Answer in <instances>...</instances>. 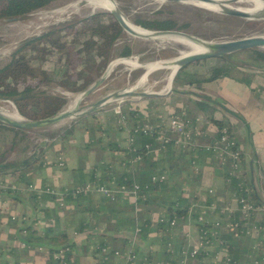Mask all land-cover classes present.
Returning <instances> with one entry per match:
<instances>
[{
  "label": "crops",
  "instance_id": "1",
  "mask_svg": "<svg viewBox=\"0 0 264 264\" xmlns=\"http://www.w3.org/2000/svg\"><path fill=\"white\" fill-rule=\"evenodd\" d=\"M206 63L209 60L183 67L169 95L132 93L92 108L102 99L98 98L86 106L68 131L57 136L37 133L40 137L35 148L21 144L34 134L32 130L19 134L0 127V264H49V251L65 244L71 246L69 264H102L95 252L101 245L111 251H133L138 256L133 264H143L144 256L181 264L179 252L197 244L198 216H203L208 226L228 217L236 220L232 190L225 180L227 169L218 166L208 153L200 148H177L172 141L162 147L155 140L146 143L151 145L150 151L136 153V148H142L139 137L129 142L130 130L140 121L164 130L162 120L182 108L190 116L202 114L226 122L242 154L244 179L260 199L259 213L251 223L262 227L250 234L218 229L211 243L186 264H264L256 257H264V65L252 74L233 68L215 77L214 67L208 69ZM112 93L116 94H108ZM197 95L212 101L200 100ZM119 101L121 112L128 116L125 122L116 113ZM201 101L207 111L213 103L215 109L203 112L198 107ZM128 108L135 109L139 118H132ZM215 127L207 120L200 145L215 135ZM165 135L173 139L169 132ZM154 175H164L166 181L151 184L137 198L124 194L109 201L93 192L75 200L36 192L49 187L66 194L93 179L106 183L108 178H122L141 185ZM226 208L233 209L231 216L223 213ZM176 211L181 214L172 217L176 223L170 226L166 222ZM161 218L165 220L162 225ZM47 230L51 238L46 242L28 243V233L42 238ZM24 243L28 248L21 247ZM118 263L124 262L112 257L107 264Z\"/></svg>",
  "mask_w": 264,
  "mask_h": 264
},
{
  "label": "rangeland",
  "instance_id": "2",
  "mask_svg": "<svg viewBox=\"0 0 264 264\" xmlns=\"http://www.w3.org/2000/svg\"><path fill=\"white\" fill-rule=\"evenodd\" d=\"M114 2L125 21L133 25H136V21L141 20L149 23L169 21L174 24V29L172 31L181 32L195 39L214 43L235 41L249 37H264V20L248 21L226 16L220 13L203 10L185 1H166L164 3H158L154 0H114ZM241 6L247 7L248 5L245 4ZM233 7L235 8V6H232V8ZM96 13L110 14L94 7L91 8L87 4V0H54L46 7L21 17L12 19L0 18V69L10 63L15 52L25 45L26 42L37 37H42L40 41L32 43L27 46L26 49L23 48L21 54H26L27 58L34 59L36 62L35 64L50 76L51 81L43 83L40 86H38L37 80L31 82L47 95H59L65 98L66 104L61 112L70 110L68 107L73 104L75 98L81 93H71L63 90L57 85L60 76L65 71L63 67L66 63V59H64L65 57H63V55L66 51L59 52L54 50L50 45L51 43L48 42L49 39H47V37L43 39V37L54 34L57 29L65 25H71ZM62 35L66 38L64 40L69 42L74 33L69 30L61 33L59 32V34H54L50 39L56 40ZM148 39V37H132L122 32L108 54L106 68L112 61L127 58L135 59L138 62V66H136V68H130L124 65L114 67L107 75L102 85L94 93L82 100V102L80 101V104L78 103L75 116L73 115V117L66 118L53 125L32 129L34 134L30 135V139L24 138L21 144H26L27 149L29 147L35 148L39 144L38 139L40 137L37 133L50 132V134L57 136L59 132L63 133L64 131H68L67 129L70 124L79 117V114L87 108L86 106L90 105L98 98L109 95L108 93L110 92L119 93L125 90H132L131 88H133V95L137 94V96L141 94L161 93L163 95H169L174 92L173 90L176 86L173 84V81L175 77L173 78L170 90H166L169 71H165V69L152 71L146 83L137 86L144 72V67L147 64L176 59L179 57V53L185 50L183 45L171 39ZM92 40L97 42L96 38ZM127 49L130 55L122 57L124 53H127ZM257 50L264 52V49L261 48ZM89 53L90 55L81 59L80 65L82 67H84L87 63L86 61L89 59H93L96 64H99L101 61L95 48ZM234 59L239 63L243 60V55H237ZM210 60L211 59H209V63H206L208 69L214 67ZM139 65L141 67H139ZM262 65H264L263 61H260V63L251 61L247 66L251 72L247 73L252 74V72L259 71ZM181 72L182 70L179 74H181ZM135 86L137 87L134 89ZM69 101L71 103H69ZM76 103L77 101H75V105ZM0 110L4 113L5 110L10 113L13 110L16 112L15 107L11 105V103L1 100ZM20 139L21 138L18 137L16 146H19Z\"/></svg>",
  "mask_w": 264,
  "mask_h": 264
},
{
  "label": "trees",
  "instance_id": "3",
  "mask_svg": "<svg viewBox=\"0 0 264 264\" xmlns=\"http://www.w3.org/2000/svg\"><path fill=\"white\" fill-rule=\"evenodd\" d=\"M52 1L54 0H0V18L12 19L21 17L25 14H29L35 10L46 7ZM135 24V26H138L146 31H168L174 29V24L169 21L149 23L141 20L136 21ZM68 30L74 33L69 42L64 40L66 39L64 35L56 40L50 39V37L52 38L54 34H59V32L61 33ZM122 32L121 27L111 14L96 13L71 25H65L64 27L57 29L54 34L44 36L43 39L47 37V39H49L48 42L51 43L50 45L54 50L59 52L64 50L66 51L63 55V57H65L64 59H66V63L63 67L65 71L60 76V80L57 82V85L65 91L77 94L82 93L89 88L102 76V73L107 65L106 59L108 58V54L110 53L115 41L121 36ZM94 38L97 39V42L92 40ZM41 39L42 37H37L26 42L25 45L15 52L10 63L0 69V100L10 101L20 117L31 122L45 120L58 115L66 104L65 98L59 95H47L45 92L40 91L38 87L31 82L37 80L38 86H40L43 83L51 81L50 76L35 64L36 62L34 59L27 58L26 54V56L21 54V50L23 48L26 49L27 46L38 42ZM94 48L96 49L99 58H101V61L99 64H96L93 59H89L86 61L87 63L84 67H82L80 65L81 59L90 55L89 52ZM126 52L127 53H124L122 57L130 55L128 49ZM237 55H243V60L239 63L234 59ZM210 61L214 66L212 72L215 77L225 75L233 68L246 69L248 72L250 69L247 68V66L251 63V61H256L258 63H260V61L264 62V52L257 49L245 50L226 56L212 58ZM182 69L183 67L178 70L173 84L178 82L180 78L179 72ZM197 96H199L200 100H206L207 102L212 101L202 95ZM213 104L210 108L212 111L215 109ZM198 107L203 112H210L209 108L208 111L206 110L207 106L204 105V102L202 101L198 102ZM92 110L91 113L93 112ZM205 117H208L207 119L213 122L217 128L221 127L222 121L217 120L219 121L217 122L211 116ZM0 127H5L19 134L26 132L25 130L8 127L2 123H0ZM138 137L139 141L142 143V148L138 150L135 147L136 153L141 152L144 149V145L152 141V139L147 136L138 135ZM108 181H110V178H108L107 182ZM115 182L116 184H130L129 181H122V178L115 180ZM145 185H149L150 189V179L147 184L140 185L141 189H143ZM230 187L232 191L239 193L240 187L237 181L232 179ZM70 192L64 195V197L66 196L67 198H71ZM252 197L256 200V204L261 206L259 197L254 195V193L252 194ZM177 212L178 211L169 216V221L173 219V216L177 217V215L181 214ZM169 221L166 223L169 224ZM163 223L164 222H161L160 225ZM50 233L51 232L47 230L42 238H36L32 233H28L27 241L28 243L30 241H35L36 244L40 245L51 238ZM67 246L71 247L70 245ZM55 250L56 249H51L49 253ZM69 257L70 255L67 256L68 262ZM47 259L50 263L51 260L49 255L47 256Z\"/></svg>",
  "mask_w": 264,
  "mask_h": 264
},
{
  "label": "built area",
  "instance_id": "4",
  "mask_svg": "<svg viewBox=\"0 0 264 264\" xmlns=\"http://www.w3.org/2000/svg\"><path fill=\"white\" fill-rule=\"evenodd\" d=\"M170 90V89H169ZM126 91V90H125ZM151 95V94H148ZM136 100H140V97H135ZM119 99H117L118 101ZM11 103L8 100H5ZM11 105H13L11 103ZM104 105V104H103ZM129 113L134 119L139 118L136 114L135 109L128 108ZM116 113L119 116L121 122L127 120V115H124V112H121V103L116 106ZM207 118L200 114L196 116H190L188 111L185 108H182L176 114H173L162 120L160 127L164 130H158V127L155 125H150L147 122L140 121L130 130L129 142L132 143L134 138L138 135L147 136L152 140H155L160 144V146L165 147L166 144L172 141L174 146L177 148H188L196 149L200 148L203 152L208 153L214 160V162L221 168H226L225 171V180L230 185L231 180L237 181L240 190L239 193L232 191V202L233 209L238 212V218L232 220L228 219L223 220V222H214L212 225L208 226V222L203 216H198L196 218V223L199 225L198 230V241L195 247L190 250L182 249L179 254V260L181 264H186L188 259L195 258L200 251H203L206 246L211 243V236L218 229H223L225 231H239L245 234H250L251 232H260L262 227L256 226L251 221L254 218V215L258 214L259 206L256 204L253 199L250 188L247 185L244 179V169H243V160L241 151L237 145L236 139L230 133L229 127L226 122L222 123L220 128L215 127V135L207 142L205 145H200L199 140L202 138V131L205 124H207ZM169 132L173 135V139L170 140L166 137L165 132ZM144 149L148 152L151 149L150 144H145ZM136 160H140V156L136 155ZM166 177L164 175L151 176L150 183H164ZM242 188V189H241ZM149 185H145L143 189L137 183L130 184H116L115 181L110 180L106 183L100 182L98 179L84 183L78 188L72 190L71 198L78 199L82 197H88L93 192H97L104 196L109 201H115L117 196L124 194H131L135 198L139 196V193L142 191H147ZM38 195H48L52 197H64L66 194H58L51 190L49 187L44 189L36 190ZM213 192L210 190L209 194ZM232 208H226L223 213L227 216H231L233 213ZM15 217H12V220H15ZM160 222H165L163 218L160 219ZM176 223L175 218L169 221L170 226H174ZM139 232V230H137ZM28 244H21V247L28 248ZM258 249V247H257ZM256 247L254 250H256ZM39 251H43V248L39 247ZM95 252L99 255L100 261L102 264H107L109 260L117 258L122 260V264H133L138 256L133 251H111L105 245L98 246L95 249ZM71 254V248L67 245L61 246L55 251L48 253L50 257L49 264H68V258ZM257 259L264 261V257L256 255ZM227 262L231 260L226 258ZM121 264V263H118ZM143 264H168L167 262L152 260L148 257H143Z\"/></svg>",
  "mask_w": 264,
  "mask_h": 264
},
{
  "label": "water",
  "instance_id": "5",
  "mask_svg": "<svg viewBox=\"0 0 264 264\" xmlns=\"http://www.w3.org/2000/svg\"><path fill=\"white\" fill-rule=\"evenodd\" d=\"M166 1H198V0H166ZM263 3V7L260 10L258 14L255 16H250V14L240 11L238 9L234 8H227L223 7L220 11V14L226 15V16H231V17H236L248 21H253V20H264V0H261ZM116 20L118 25L121 27L122 31L132 35V36H137V37H148L149 39H158L159 37H165V36H176V35H181V36H186V34L177 32V31H149L148 34H145L146 36H142L137 34L134 30H132L121 13L119 12L118 9L109 12ZM191 40L200 43L204 49L206 50L205 53L203 54H193L189 55L186 57H178L176 60H174V66L177 67V70H179L182 67L188 66L192 63L199 62V61H204V60H209L212 58H217L221 56H226L233 54L235 52H240V51H245V50H254V49H264V37H249V38H244L240 40H235V41H224V42H207V41H202L195 39L193 37L188 36ZM109 65L107 66L105 72L103 75L95 82L93 83L89 88H87L84 92H82L78 98H77V103L75 105V108L71 111L65 110L63 112H60L58 115L45 119V120H40L36 122H31L24 120L20 115L17 113L16 114L22 119L20 120H14L11 118H8V116H5L4 112L0 110V123L5 124L8 127L20 129V130H30V129H35V128H40V127H45L48 125H53L56 124L66 118L73 117L75 116V113L77 112L76 107L78 103L85 98H87L89 95L94 93L105 81L107 78V75L109 74ZM177 72V71H176ZM176 72L173 73L171 80L176 75ZM132 90H126L123 92H119L116 94H109L105 96L104 98L98 100L92 105V108H97L104 103L108 102L109 100L112 99H121L124 97H129L132 94Z\"/></svg>",
  "mask_w": 264,
  "mask_h": 264
},
{
  "label": "bare ground",
  "instance_id": "6",
  "mask_svg": "<svg viewBox=\"0 0 264 264\" xmlns=\"http://www.w3.org/2000/svg\"><path fill=\"white\" fill-rule=\"evenodd\" d=\"M154 1H156L158 3L166 2V0H154ZM185 2L191 4V5L195 6V7H199V8H202L203 10L214 12V13H220V11H221V9L223 7L232 8V6H235V8L233 7L234 9H238L240 11L246 12V13L250 14V16H255L256 14H258L260 12V10L262 9V7H263V3H262L261 0H198V1H185ZM87 4L91 8L94 7L96 9H100V10H103L104 12H108V13L118 9L116 3L114 2V0H87ZM245 4L248 5V6L247 7H242L241 6V5H245ZM126 22L129 25V27L132 30H134L139 35L146 36L145 34L149 33V31H146V30H144V29H142V28H140L138 26H135V25H133L132 23H130L128 21H126ZM130 36H132V35H130ZM132 37H137V36H132ZM158 39H171V40H173L175 42H178L181 45H183L185 47V50L183 52L179 53V58L180 57L181 58L182 57H186V56L193 55V54H203V53L206 52V50L204 49V47L200 43H197V42L191 40L188 37V35H186V36H181V35L165 36V37H159ZM148 40H150V39H148ZM176 59H173V60H170V61H165V62L159 61V62H154V63L147 64L144 67V72L141 75L137 86H140V85L146 83V80L148 79V76H149L150 73H152V71L159 70V69H165V71L166 70L169 71V77H168V83H167L166 90L170 89L172 81H173V80H171V77H172L174 72L178 71L177 67L174 66V60H176ZM137 63L138 62L135 59H130V58L123 59V60H118V61H112L109 64V67H108L109 73H110V71H112V69L114 67H116L118 65H124V66H128L130 68H133V67L136 68V66H138ZM139 67H141V66L139 65ZM137 86H135L134 89ZM131 89L133 90V88H131ZM77 98L78 97H76L74 102H73V104L68 107V109L70 108L69 111H71V110H73L75 108V101H77ZM69 103H71V102L69 101ZM4 114H5V116H8V118H11V119H14V120H20V117L16 114V112L14 110L11 113L9 111L5 110Z\"/></svg>",
  "mask_w": 264,
  "mask_h": 264
}]
</instances>
